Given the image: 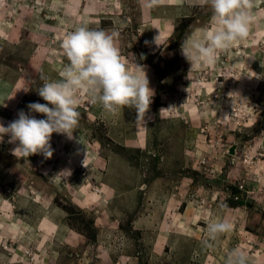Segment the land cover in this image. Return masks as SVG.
<instances>
[{
	"label": "rangeland",
	"instance_id": "rangeland-1",
	"mask_svg": "<svg viewBox=\"0 0 264 264\" xmlns=\"http://www.w3.org/2000/svg\"><path fill=\"white\" fill-rule=\"evenodd\" d=\"M252 11L244 41L189 73L180 45L211 26L206 0H0L5 126L46 103L41 76L61 78L62 39L82 25L115 31L154 90L145 122L81 93L74 139L53 133L51 159L3 138L0 264H226L237 249L264 264V0ZM220 220L232 229L211 241Z\"/></svg>",
	"mask_w": 264,
	"mask_h": 264
},
{
	"label": "clouds",
	"instance_id": "clouds-1",
	"mask_svg": "<svg viewBox=\"0 0 264 264\" xmlns=\"http://www.w3.org/2000/svg\"><path fill=\"white\" fill-rule=\"evenodd\" d=\"M144 2L146 7L152 8L164 0ZM206 2L212 12L211 26L198 29L199 36L193 34L180 45L182 55L191 66L189 73L214 65L219 52L244 41L255 19L252 11L255 0ZM117 35L115 31L91 29L82 25L64 36L61 48L68 63L60 71L61 78L52 79L42 75V84L36 90L46 103L28 104V112L21 110L17 114L18 118L7 126L0 121V142L8 136V143L16 145L12 155L29 157L40 154L45 159H51L53 149L50 140L53 133L73 140V133L79 127L80 113L77 106L81 93H87L93 104L101 105L109 113L114 114L126 107L134 109L137 122H145L154 96L147 66L137 63L133 56L130 62L122 56L117 45ZM261 67L264 68V65ZM35 113L46 118L37 119ZM64 173L70 175L68 170H63L52 179ZM231 229L232 225L226 220L213 222L207 229L209 240L214 241ZM226 264H246V256L238 249L233 250Z\"/></svg>",
	"mask_w": 264,
	"mask_h": 264
}]
</instances>
